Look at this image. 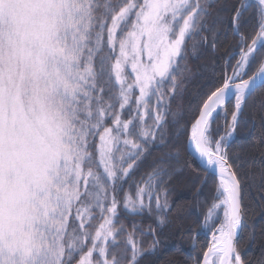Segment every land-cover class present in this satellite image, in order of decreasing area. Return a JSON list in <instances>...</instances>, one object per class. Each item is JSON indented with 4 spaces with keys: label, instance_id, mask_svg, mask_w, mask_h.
<instances>
[{
    "label": "snow or ice",
    "instance_id": "snow-or-ice-1",
    "mask_svg": "<svg viewBox=\"0 0 264 264\" xmlns=\"http://www.w3.org/2000/svg\"><path fill=\"white\" fill-rule=\"evenodd\" d=\"M218 3L0 0V264H140L180 217L169 185L185 167L203 173L197 199L211 190L179 226L194 251L210 237L193 264H264L241 242L264 208V150L258 185L232 151L248 101L264 110V0ZM225 22L233 43L184 120L171 100L189 53L215 52Z\"/></svg>",
    "mask_w": 264,
    "mask_h": 264
},
{
    "label": "trees",
    "instance_id": "trees-1",
    "mask_svg": "<svg viewBox=\"0 0 264 264\" xmlns=\"http://www.w3.org/2000/svg\"><path fill=\"white\" fill-rule=\"evenodd\" d=\"M232 2V0H229ZM224 0H219L217 7L223 4ZM215 14V9H213ZM211 22V18L209 20ZM219 38L216 46V51L213 52L210 48H201L198 56L193 57L189 53L186 63L191 69L187 73L188 79L182 83L176 92V95L171 100V108L173 112H178L181 107L185 110L184 120L190 119L188 111V104L193 100L199 90H201L208 80L219 76L221 65L223 64V57L229 50V45L233 43L232 37L229 33L227 22L224 25L218 26ZM205 35H207L205 33ZM247 121L248 123H244ZM264 110L259 104L253 107V100L248 101V106L244 109L242 122L237 129V142L233 146L232 151L238 154L244 161V168L255 174L254 182L259 184V168L261 166V151L264 150ZM173 151L171 145L167 148L154 147L151 154L140 165L136 178L149 167L158 161L165 153ZM186 157L181 159V163ZM199 175H203L195 170L194 167H185L182 173H178L173 177L169 187V198L176 202L181 209L180 217L177 218L175 214L172 215V223L165 227L161 232V242L157 251L153 254H146L142 257L140 264H193V259L200 251L201 245L209 239L206 233L201 232V238L197 244L196 250L192 248V240L190 237H181L180 225L187 226L197 219L203 217L206 211L204 199L211 196L210 188H206L202 196L197 199L194 192L193 181ZM254 191V189H253ZM262 214L264 208L258 204L253 205L252 211L245 219L246 228L251 230L254 228L255 240H251L249 232L246 231L242 236V244L244 245L245 255L250 258L259 257L261 248L264 247V221H262ZM128 220L140 217H128ZM145 223H148L145 220ZM199 228L196 224L193 226V232ZM147 239H150L147 238Z\"/></svg>",
    "mask_w": 264,
    "mask_h": 264
},
{
    "label": "bare ground",
    "instance_id": "bare-ground-1",
    "mask_svg": "<svg viewBox=\"0 0 264 264\" xmlns=\"http://www.w3.org/2000/svg\"><path fill=\"white\" fill-rule=\"evenodd\" d=\"M210 238V237H209Z\"/></svg>",
    "mask_w": 264,
    "mask_h": 264
}]
</instances>
